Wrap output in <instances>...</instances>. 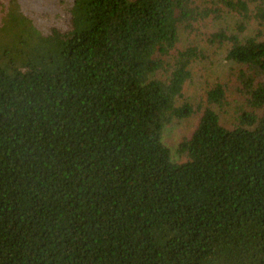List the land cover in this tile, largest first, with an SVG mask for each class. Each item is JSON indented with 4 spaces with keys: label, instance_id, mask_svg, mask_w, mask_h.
Masks as SVG:
<instances>
[{
    "label": "trees",
    "instance_id": "1",
    "mask_svg": "<svg viewBox=\"0 0 264 264\" xmlns=\"http://www.w3.org/2000/svg\"><path fill=\"white\" fill-rule=\"evenodd\" d=\"M5 1L0 264H264V0Z\"/></svg>",
    "mask_w": 264,
    "mask_h": 264
},
{
    "label": "rangeland",
    "instance_id": "2",
    "mask_svg": "<svg viewBox=\"0 0 264 264\" xmlns=\"http://www.w3.org/2000/svg\"><path fill=\"white\" fill-rule=\"evenodd\" d=\"M15 4V0H12ZM8 6L6 5L5 0H0V27L2 25V22L6 20L5 13H4V7ZM7 10V9H6ZM5 19V20H4ZM189 36V35H188ZM0 37H1V31H0ZM213 56V67H219V77H221L224 82L230 83L231 91L230 94L234 91V83L233 78L231 76L232 71L229 70V62H227L224 58L223 54H212ZM209 59H206L204 62L208 65ZM205 75L204 66L202 65L196 72V75L194 77V81L192 82V85L188 87L186 90L188 99H190L192 102H198L199 95H201L200 86H205V79L203 80V76ZM207 79L209 77L213 78V74H206ZM214 80V79H213ZM232 81V82H231ZM231 100L233 102L239 101V96L233 95L231 97ZM232 102V103H233ZM227 110V113H226ZM225 110V113L223 114V123L227 126H231L233 123V114L234 110L231 109V107H227ZM197 115L192 116L190 118L177 121L173 123L172 125L168 126L165 130V141L166 143L171 147L173 152V157L175 160L182 161L185 157L180 153L178 149L179 143L187 136H190L192 132L194 131L196 125H197Z\"/></svg>",
    "mask_w": 264,
    "mask_h": 264
}]
</instances>
